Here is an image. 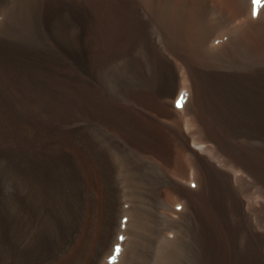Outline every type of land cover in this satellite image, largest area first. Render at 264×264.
<instances>
[{"label": "bare ground", "instance_id": "bare-ground-1", "mask_svg": "<svg viewBox=\"0 0 264 264\" xmlns=\"http://www.w3.org/2000/svg\"><path fill=\"white\" fill-rule=\"evenodd\" d=\"M116 245L264 264V0H0V264Z\"/></svg>", "mask_w": 264, "mask_h": 264}, {"label": "snow or ice", "instance_id": "snow-or-ice-1", "mask_svg": "<svg viewBox=\"0 0 264 264\" xmlns=\"http://www.w3.org/2000/svg\"><path fill=\"white\" fill-rule=\"evenodd\" d=\"M261 2V0H253V4L255 5V4H258V3H260ZM257 15V12L255 11V9L253 10V17H255ZM180 106V104H179V102L177 103V107H179ZM124 237L123 236H121V237H119L118 239H120V240H122ZM113 252H114V254L109 258V264H113V262L114 261H116L117 260V255L116 254H118L119 252H120V247H119V245H116L115 247H114V249H113Z\"/></svg>", "mask_w": 264, "mask_h": 264}]
</instances>
